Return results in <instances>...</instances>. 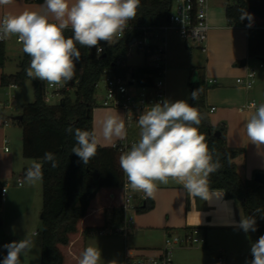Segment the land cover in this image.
Here are the masks:
<instances>
[{"label":"trees","instance_id":"1","mask_svg":"<svg viewBox=\"0 0 264 264\" xmlns=\"http://www.w3.org/2000/svg\"><path fill=\"white\" fill-rule=\"evenodd\" d=\"M170 5L171 0H140L136 18L127 22L123 37L110 45L101 42L105 49L99 58L95 47L89 49L77 44L81 58L76 64V69H81L82 73L77 80L79 83L75 84L74 98L64 92L59 104H47L42 84L38 79L26 75L25 69L30 63L27 54H24L18 73L2 75L1 85L4 87L23 85L27 81L33 84L35 100L22 106L23 120H16L22 129L24 158L40 161L45 152H52L58 161L55 168L49 163L42 165V226L37 234V241L42 250L41 264H65L64 249L70 248L72 251L75 241L80 237L81 242L76 247L79 250V261L87 237L92 232L106 230L107 208L111 206L124 209L127 177L120 168L119 157L125 151L119 147L98 146L95 157L83 164L72 154L71 150L76 142L73 135L66 133L65 129L71 125L73 128L93 131L92 118L97 107V85L107 70L112 69L116 74L124 76L131 68L140 85L150 86L153 83L151 76L157 74V69L148 65L120 68L117 63L125 58L129 44L134 39L144 37V29L169 22ZM242 9L251 14L250 19L246 17L241 20ZM225 11L230 26L240 27L245 22H252L258 27H264V0H230ZM64 35L72 37V30L66 29ZM4 61L5 51L3 43H0V67L4 65ZM190 87L191 92L199 89L200 82L190 83ZM190 104L197 107L201 113L199 130L205 135L214 159H218L222 165L218 172L210 176L208 189L223 191L226 198L237 200L243 207L245 218L255 214L257 231L254 233L258 239L264 235V218L259 216L264 214V184L254 179L243 180L239 175L236 158L242 151L228 146L226 124L215 127L212 125L204 91L199 89L198 100L191 99ZM217 132L220 134L216 135ZM27 168L23 169V176ZM101 200H105V204L91 210ZM3 203L4 196L0 185V227L3 225ZM153 208L154 203L146 201L137 211L142 213ZM257 208L261 209V213H256ZM3 257L0 252V261ZM251 259L250 254L248 261Z\"/></svg>","mask_w":264,"mask_h":264},{"label":"crops","instance_id":"2","mask_svg":"<svg viewBox=\"0 0 264 264\" xmlns=\"http://www.w3.org/2000/svg\"><path fill=\"white\" fill-rule=\"evenodd\" d=\"M74 2L75 0H70V3ZM213 2L214 0L209 2L208 23L210 30L206 51L201 50L205 54L204 79L201 72L198 71L200 67L197 62H191L190 67L193 71H198L199 82L203 79L206 84L204 93L208 110L210 111L212 107L216 108L214 112H210L212 125L215 127L222 123L226 124L228 146L231 149L242 151L236 158L238 173L243 180H251L254 179L257 172H264V145L257 146L249 140L245 123L254 112V109L249 107V102L254 100L259 105L261 101L257 90L253 91V88L246 90L239 86L236 80L245 77L248 70L254 68L253 58L256 57L260 63H264V27L257 26L248 29L245 25L230 26L225 11L230 2L224 4L220 9L214 6L216 4ZM42 5L43 0H13V3L9 5H0V20L6 15H17L25 10L40 12ZM50 20L56 22L51 14ZM68 29L71 27L69 26ZM115 41L114 37L111 43ZM13 42H16L15 35L9 36L3 43L5 61L4 65L0 67V91L16 87L15 85L6 87L1 85L2 75H12V73L6 72V63L8 59H11L8 47ZM192 48L200 49L196 46H192ZM24 54L22 50V58L18 64L19 70L16 73L20 71ZM167 60L168 42L166 66ZM76 71L78 80L82 71L81 69H76ZM210 80H217L218 83L211 85L209 84ZM7 93L6 91L5 95ZM12 99H14V95H12ZM97 102V107L93 111L92 125L97 136L98 146L113 147L118 142H126L129 150L130 146L139 140L136 132L139 127L131 132L126 126L127 134L123 139L117 137L105 139L103 136L105 119L110 115L116 116L124 120L126 125V116L121 110L100 107L99 99ZM6 127L7 121L5 123V119L0 118V185L7 189L3 207L11 200L18 202L19 196L32 195L37 199L43 189L41 180L35 184L25 182L22 174L23 169L31 166L36 160L26 159L24 156L22 159L8 150ZM28 160L33 161L30 163ZM19 179L22 180L21 185L18 183ZM126 186L132 195L131 206L126 210L122 207L109 206L106 213L108 222L106 230L92 232L91 234L95 235L87 237L85 248L91 246L101 251L98 264H133L140 260L159 259L163 256L165 240L168 236L183 234L194 228L203 230L205 244L201 247H176L177 249H173L171 254L172 264H211L209 258L213 253L217 255V263L224 253L227 255L226 259L224 258V264L233 263L229 258L231 257L229 244L234 240H242L243 235H238L239 232H243L239 228V221L240 218H245L243 207L237 200L226 198L223 191L209 189L207 200H202L199 197L193 198L181 184L171 179L167 184L158 183L152 198L146 197L142 191L132 190L128 180ZM146 201L153 202L154 208L139 213L137 208ZM117 224L126 229V234H116L115 230L121 229L115 227Z\"/></svg>","mask_w":264,"mask_h":264},{"label":"clouds","instance_id":"3","mask_svg":"<svg viewBox=\"0 0 264 264\" xmlns=\"http://www.w3.org/2000/svg\"><path fill=\"white\" fill-rule=\"evenodd\" d=\"M13 0H0V5H9ZM140 0H43L42 11L25 10L17 15H6L0 20V40L11 35L17 37L22 50L30 57L26 75L39 79L50 86L64 87L76 76V64L81 53L77 44L89 49L95 47L97 58L104 51L101 42L111 44L122 33L129 20L135 19ZM50 14L56 22L50 20ZM251 14L241 10V20ZM71 27L73 36L64 32ZM193 101L199 98V89L190 94ZM254 112L245 123L249 140L257 146L264 145V103L253 102ZM201 113L188 100L162 99L146 106L139 115V140L119 157L120 168L127 177L132 190L142 191L152 198L157 184L175 180L190 197L208 199V184L212 174L222 165L214 159L206 137L199 130ZM65 132L73 135L75 145L72 154L87 164L97 154L95 131L73 128ZM124 120L108 116L103 124L105 139L125 138ZM58 166L56 155L45 152L40 161H34L25 171L26 183L35 184L43 177L42 165ZM256 213H261L257 208ZM264 218V214L259 215ZM257 216L240 218L239 228L245 233L257 231ZM30 238L4 244L6 250L0 264H21V256L33 248ZM251 261L246 264H264V235L251 243ZM101 251L87 247L81 253L78 264H98Z\"/></svg>","mask_w":264,"mask_h":264},{"label":"rangeland","instance_id":"4","mask_svg":"<svg viewBox=\"0 0 264 264\" xmlns=\"http://www.w3.org/2000/svg\"><path fill=\"white\" fill-rule=\"evenodd\" d=\"M230 0H214V6L222 8ZM168 42V60L166 66V89H167V99L175 100H188L190 103L191 87L190 83L194 77L196 71L191 69V62H197L199 64L198 71L201 72V76L204 79V64H205V54L201 49L192 48V44H187L185 40L180 37L177 32L170 30L167 34ZM20 45V44H19ZM16 42L10 43L8 47V52L10 53V58L6 63V72L15 74L19 70L18 64L22 58V48ZM132 50H134L132 48ZM191 52L192 55H191ZM253 69L256 72V81L253 86V91L257 90L259 93L261 103H264V69L259 67V59L253 58ZM144 56L142 53H137L135 50L129 53L127 58V64L132 67H137L144 64ZM197 71V72H198ZM78 73L76 71V76L74 77L72 83V88L67 92L71 98L75 97V88L73 84H76ZM200 82V91L206 89V84L204 81ZM39 80V79H38ZM43 86V90L48 85L46 82L39 80ZM47 92L49 89H47ZM105 86L102 81L97 85L96 91V103L98 99L104 94ZM6 91L8 92L6 95ZM0 102L6 104V108L0 109V118H4L7 121V134L6 139L8 140V150L12 154H17L19 157L23 158L22 152V129L15 120L16 117L20 116L22 113V106L24 104L33 103L35 100L34 88L31 81H27L23 85H18L13 89H7L0 91ZM14 95V99H12ZM63 98L62 93L54 94L51 101L48 103L50 105L59 104ZM99 105V104H98ZM137 128L133 126L130 131L133 132ZM140 129L136 130L137 136L139 137ZM30 163L33 160H28ZM12 192V189H10ZM43 190V189H42ZM14 192V190H13ZM19 193V192H17ZM21 194V193H19ZM23 194V193H22ZM21 194V195H22ZM19 196L18 194H16ZM43 193L39 195L36 199L31 196H19L18 202L10 201L4 205L1 210V218L3 221L2 227H0V252L5 256L6 250L3 249V245L14 240H20L25 237L32 239L33 248L21 256V264H41L42 262V250L37 241V234L42 226V209H43ZM105 204V200L99 201L91 210L95 207ZM93 213V212H92ZM118 228H121L117 224ZM203 231V230H202ZM115 233V232H114ZM117 234V233H116ZM95 235V234H90ZM97 235V234H96ZM108 235V233H106ZM238 235H243L242 240H234L230 242V259L232 264H246L249 260L250 246L252 242L257 240V236L254 232L245 233L244 231L239 232ZM81 238L75 241L73 250L70 248L64 249V254L66 257L65 264H78V254L79 250L76 247L79 246ZM202 245H196L195 247H201ZM175 249V248H174ZM177 249V248H176ZM216 253L211 254L209 261L211 264H218ZM227 255L223 254V260L226 259ZM102 264V263H101ZM123 264V263H122ZM210 264V263H208Z\"/></svg>","mask_w":264,"mask_h":264},{"label":"built area","instance_id":"5","mask_svg":"<svg viewBox=\"0 0 264 264\" xmlns=\"http://www.w3.org/2000/svg\"><path fill=\"white\" fill-rule=\"evenodd\" d=\"M209 2L210 0H171L169 22L158 27L144 29V37L142 39H134L129 44V50L125 58L117 63L120 68L131 67L127 64L129 53H133L134 50L137 53H142L145 60L144 65L158 70L156 75L151 76L153 77V83L150 86L140 85L133 76L131 68H129V71H127L124 76L116 74L112 69L107 70L101 79L104 83L105 90L100 98L99 106L123 111L126 116L127 128L130 129L133 126L138 128L137 120L145 107L167 98L165 75L168 32L174 30L187 44H192L193 46L199 47L202 51H206V43L210 30L208 23ZM243 25L248 29L257 27L252 22H245ZM123 33L124 31L115 36L116 41L123 37ZM5 41L6 39L0 40V43H4ZM16 42L18 43L17 37ZM100 46L105 49L104 44ZM132 48L134 50H132ZM102 53H104V51ZM259 67L264 69V63L261 62ZM255 81L256 73L254 69L248 70L245 77L236 80L237 84L246 90H251ZM217 83V80L209 81L211 85H216ZM73 85L75 88V84ZM72 87V83L70 82L64 87L47 85L44 89L46 103L48 104L51 101L54 94L64 93ZM46 88L49 89L48 92ZM253 102L258 105V103L253 100L249 102V107ZM0 108L4 109L6 105L1 103ZM215 110L216 108L212 107L210 112L212 113ZM113 147H119L120 150L124 151H127L129 148L126 142H118ZM18 183L21 185L22 180L19 179ZM6 192V187H2L3 196ZM131 204L132 195L129 193L127 186H125L124 209H128ZM115 232L126 234L127 231L121 228L116 229ZM205 242L204 233L200 228L188 230L183 234L170 235L165 240V249L161 258L149 261L140 260L133 264H172L171 254L174 248L182 246L192 247L199 244L204 245ZM218 264H224V260L219 258Z\"/></svg>","mask_w":264,"mask_h":264},{"label":"water","instance_id":"6","mask_svg":"<svg viewBox=\"0 0 264 264\" xmlns=\"http://www.w3.org/2000/svg\"><path fill=\"white\" fill-rule=\"evenodd\" d=\"M105 56V55H104ZM263 61H264V59H263ZM199 82V79H198V73L196 72L195 74H194V77H193V79H192V81H191V84H197ZM78 83H79V81H78ZM63 103V102H62ZM15 120H17V121H22L23 120V116H18V117H16L15 118ZM220 134V132H217L216 133V135H219ZM254 180L256 181V182H258V183H261V184H264V173H262V172H258V173H256L255 174V176H254ZM42 217V216H41Z\"/></svg>","mask_w":264,"mask_h":264}]
</instances>
